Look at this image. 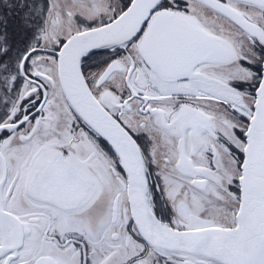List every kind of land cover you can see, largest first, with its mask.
<instances>
[{"label": "snow or ice", "instance_id": "snow-or-ice-1", "mask_svg": "<svg viewBox=\"0 0 264 264\" xmlns=\"http://www.w3.org/2000/svg\"><path fill=\"white\" fill-rule=\"evenodd\" d=\"M0 264H264V0H0Z\"/></svg>", "mask_w": 264, "mask_h": 264}, {"label": "rangeland", "instance_id": "rangeland-1", "mask_svg": "<svg viewBox=\"0 0 264 264\" xmlns=\"http://www.w3.org/2000/svg\"><path fill=\"white\" fill-rule=\"evenodd\" d=\"M10 23H12V21H10Z\"/></svg>", "mask_w": 264, "mask_h": 264}]
</instances>
